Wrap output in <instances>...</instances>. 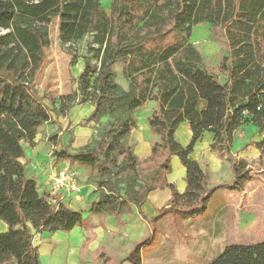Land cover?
<instances>
[{"label": "trees", "instance_id": "1", "mask_svg": "<svg viewBox=\"0 0 264 264\" xmlns=\"http://www.w3.org/2000/svg\"><path fill=\"white\" fill-rule=\"evenodd\" d=\"M58 19L62 46L90 35L88 51L96 61L84 59L77 77L80 105L93 111L86 123L114 118L93 146L78 151L54 150L52 166H78L98 176V196L90 203L89 217L39 192L26 174L23 144L34 146L39 129L55 116L68 115L75 94L50 101L48 109L33 91L49 45L48 27ZM208 25L220 38L226 54L217 72L203 67L199 51L190 43L195 27ZM77 58L72 57V64ZM120 67V74L116 68ZM121 77L127 84L117 83ZM153 104L147 118L158 138L152 154L137 157L128 145L137 129L136 113ZM188 123L190 142L175 139L179 125ZM246 124L263 138L251 143L264 167V0H0V264H40L34 236L91 227L90 216L117 220L138 211L150 192L166 188L171 198L158 216L181 220L204 213L212 195L220 190L241 193L253 179L244 159L231 154L234 136ZM213 134L210 150L231 166L232 178L207 189L205 172L191 155L204 133ZM69 144L71 142L69 141ZM186 171V188L179 193L168 183L171 157ZM255 170V169H254ZM140 213V212H139ZM148 241L135 244L129 255L115 261L101 253V264H141L140 251ZM238 248L230 246L210 264H238ZM258 261H256L257 263ZM251 263H255L251 261Z\"/></svg>", "mask_w": 264, "mask_h": 264}, {"label": "rangeland", "instance_id": "2", "mask_svg": "<svg viewBox=\"0 0 264 264\" xmlns=\"http://www.w3.org/2000/svg\"><path fill=\"white\" fill-rule=\"evenodd\" d=\"M110 2L111 0H101V6L108 10ZM58 23L57 18L53 19L48 27L49 45L44 51L43 63L32 83V88L36 97L41 99L48 109L51 108V100L56 102L55 107L58 108L59 101H57V98L67 95L75 94L76 103L68 115L55 116L54 113H51V120L39 129L35 140L39 144H36L33 148H27L23 145L24 153L28 150L27 158L25 155L22 160L25 163L28 178L37 176L34 167L30 165V161L34 157L38 155L49 156L48 160L50 159V165L52 166L51 153L54 150L68 149L73 152L86 145L93 146L94 142L101 137L106 126L114 122V118L106 117L97 123H86L87 118L92 113V106L88 103L86 105L79 104L82 97L78 92L77 77L83 72L84 59H89L91 63L96 61L95 54L87 49L92 42V37L88 35L71 46H62ZM219 39L215 32H210L208 25H201L193 29L190 43L199 51L203 67L216 74L219 80L223 81V77L217 72V67L226 52ZM73 56L77 58L76 64H72ZM116 71L119 75L120 67L116 68ZM117 83L123 88H127L126 82L120 76L117 78ZM245 134V130L239 129L237 132V136H244ZM176 135L177 142L183 140V128L177 130ZM203 135L198 141L199 143L195 144V155L198 160L197 163L207 176L205 187L207 185L209 189L214 187L215 182L228 183L231 180L230 177L232 178V173L230 164L219 157L216 152L210 150L213 134L206 132ZM253 137V142H257L263 136L258 137L253 133ZM76 138L78 144L87 142L82 147L74 148L71 145ZM69 141L71 144H69ZM189 142L190 140L187 145ZM239 142L240 140L236 142L234 148H242ZM178 143L180 144V142ZM247 147L249 148L244 150V159L249 168L253 169L258 164L255 158L256 151L250 145ZM43 164L48 163L44 161ZM71 170L77 177L80 192L74 198H68L69 207L79 212L83 217L88 213L90 203L98 196V176L96 172L86 169ZM252 174L256 177L249 186H245V189H247L246 194L233 195L227 198V210L232 220V231L233 229L236 230V227L248 230L250 226H253V216L256 215V212L259 215H264V170L258 173L252 171ZM223 175L225 177H222ZM57 201H59L58 198ZM224 204L223 195L215 192L202 215L189 220L166 217L160 225H157L156 236H151L147 240L148 245L143 253L144 264H151L152 260L150 258L153 257L162 258L167 264H210L230 246L238 248L235 255H233L238 264H252L251 261L255 262L253 264H264V239L251 244L250 242H253L254 239L246 238L248 244L226 245L227 242L224 240L226 219L225 214L221 211ZM241 223H244V227H239ZM197 233H200V235L198 236ZM34 238L38 239V234ZM39 241L41 242V240ZM37 242L36 240L35 243ZM147 259L150 261L148 262ZM256 261L258 262L256 263ZM96 264L100 263L96 262Z\"/></svg>", "mask_w": 264, "mask_h": 264}, {"label": "crops", "instance_id": "3", "mask_svg": "<svg viewBox=\"0 0 264 264\" xmlns=\"http://www.w3.org/2000/svg\"><path fill=\"white\" fill-rule=\"evenodd\" d=\"M153 107H154L153 104H148L143 109H141L136 113L137 129L132 130L128 139V145L131 147L133 153L139 158L149 157L152 154V143L158 141V138L150 132V129L147 124V118L151 115ZM91 110L93 111L92 107ZM180 128H183L184 138L183 140H178V142H180V145L185 147L187 146V143L191 138L189 125L188 123L184 122L179 125L177 130L179 131ZM240 130H245L246 134L244 136H237L236 133L231 145V154L233 156H236L237 159L239 158L244 159L245 156L244 150L246 148L247 149L249 148L247 146L249 145L252 146L251 143H256L253 142V138H254L253 133L256 134L258 137H261L263 135L260 136L259 134L256 133L257 127L254 126L253 124H246L242 128H240ZM176 132H175V138L177 139ZM248 133L249 135L247 136ZM238 140H240L239 144L242 145V148L239 149L234 148ZM86 142L84 143L81 142L80 144H78L76 138L71 146L74 148L82 147L86 144ZM198 143H196V145ZM36 144L39 143L35 142L34 146ZM23 145L24 147L26 146L27 148L34 147V146L29 147L28 145L25 144ZM196 145L193 148L191 157L193 160L197 162L198 160L195 155ZM253 149L256 151L255 158L258 161L259 153L254 147ZM26 151L28 152V150ZM27 152H25L26 158H27ZM48 157L49 156L38 155L33 159H31L30 165L34 167L35 174L37 175L31 177L36 180L37 187L39 188V192L47 193L50 196V198L56 200L58 198L62 204L69 206L70 202L68 198L70 197L74 198L75 195H69L67 193H62L55 196L51 195L49 193V187H47L46 185V181L51 175L52 170L54 169H61L64 166H69L71 169H78V170L79 168L80 169L83 168L78 166H70L68 163H62L56 167H52L50 165L51 161H49L50 159L48 160ZM44 161H46L48 164L46 165L43 164ZM170 165H171V172L167 176V181L168 183H174L178 192L183 193L186 188V182H185L186 171L180 164V161L177 157L174 156L171 157ZM257 167L258 164L255 168L252 169V171L258 173L264 170V167L260 170H256ZM252 171H251V175L253 176V179L250 182H248L245 186H249V184L255 180L256 176L252 174ZM222 177H225V175H223ZM206 178L207 176L205 174V182L207 184ZM230 181L231 180H229V182ZM215 183L216 184H214V186L222 184L219 182H215ZM218 192L223 195V199L225 202L224 206L221 207V211L222 213L225 214V219H226L225 234H224L225 235L224 240H226L227 242L226 245L229 246L231 244H236V243H238L239 245L248 244L246 242V238L254 239L253 242H250L251 244L257 243L258 241H262L264 239V215L262 214L259 215L257 212L255 213L256 215L253 216L254 223L253 226L249 227L250 229L242 230L241 228L238 229L236 227V230L233 229L232 231V227H231L232 220L230 218V214H228L229 211L227 210L228 207L227 198H230L233 195H244L247 193V189L244 188V191L241 193L235 191H228V190H220ZM170 198H171L170 190L166 188H161L152 191L148 194L146 202L141 206L139 211L133 207L132 214L121 216L119 220L109 215H95V216H90L91 227L87 230L80 227H76L72 231L67 233L56 232L54 234H50L47 232H43L41 234H38V239L34 238L33 243L35 246H38L39 261L41 264H96V262H98L97 258L101 253L106 254L115 261H121L129 255V253L133 250L135 244L141 243L145 239L148 240L151 236L154 237L156 236L155 230L157 228V225H160V223L166 217L163 218L161 221H159L157 224L152 223L151 219L158 216V211L165 206V204L168 202ZM87 217H89L88 213L83 216V218H87ZM239 227H244V223H241ZM0 229L1 232H5L7 230V227L3 223H0ZM197 235L199 236L200 233H197ZM186 238H188V236H186ZM36 240L38 241L37 243H35ZM39 240H41V242ZM146 247L141 249L140 251L141 264H144L145 261V258H143V253ZM150 260H152L150 262L151 264H167V262L164 259L159 257L158 258L153 257L150 258ZM150 260L147 259L148 262ZM123 264H130V263L125 262Z\"/></svg>", "mask_w": 264, "mask_h": 264}, {"label": "built area", "instance_id": "4", "mask_svg": "<svg viewBox=\"0 0 264 264\" xmlns=\"http://www.w3.org/2000/svg\"><path fill=\"white\" fill-rule=\"evenodd\" d=\"M46 185L49 187V193L54 196L62 193L77 195L80 192L77 177L69 166L52 170ZM50 202L55 204L57 200L50 198Z\"/></svg>", "mask_w": 264, "mask_h": 264}]
</instances>
